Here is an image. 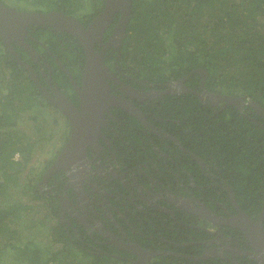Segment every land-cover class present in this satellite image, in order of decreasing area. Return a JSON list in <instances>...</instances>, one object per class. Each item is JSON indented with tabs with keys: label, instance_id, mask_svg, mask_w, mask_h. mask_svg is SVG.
<instances>
[{
	"label": "flooded vegetation",
	"instance_id": "flooded-vegetation-1",
	"mask_svg": "<svg viewBox=\"0 0 264 264\" xmlns=\"http://www.w3.org/2000/svg\"><path fill=\"white\" fill-rule=\"evenodd\" d=\"M2 1L24 11L65 12L84 26L106 5V0H93L88 10L84 0L79 6L55 7ZM119 17L116 12L94 44L95 51L104 50L110 90L105 100L100 94L88 102L96 108L80 127L85 147L75 149V156L63 162L69 164L48 176L75 128L54 100L63 94L82 111L86 51L72 32L43 24L28 25L24 44L14 42L35 73L23 65L36 85L32 92L63 119L54 116L60 143L31 184L54 222L50 232L43 231L51 239L37 238V247L85 254L90 264H264V180L249 178L252 165L237 166L228 137H213L207 130L213 117L232 106L263 128L264 121L251 114L264 116L248 103L220 99V92L245 94L220 90L208 82L210 72L205 86L203 74L187 77L203 66L184 72L175 51L168 60L163 56V68L146 67L134 56L132 38L117 42L112 36ZM188 96L196 100L187 101ZM205 116L207 125H201ZM232 117L226 112L220 120Z\"/></svg>",
	"mask_w": 264,
	"mask_h": 264
},
{
	"label": "trees",
	"instance_id": "trees-1",
	"mask_svg": "<svg viewBox=\"0 0 264 264\" xmlns=\"http://www.w3.org/2000/svg\"><path fill=\"white\" fill-rule=\"evenodd\" d=\"M33 1L52 7L74 2L76 6L80 5V0ZM132 8L127 35L137 45L134 56H138L146 67L163 68L159 62H166L163 56L168 39L177 55L175 61L181 64L184 72L198 66L206 67L210 72L208 82L212 81L220 90L248 94L264 105V0H133ZM10 56L8 50L0 55V84L7 88V92H0V176L4 181L16 183L18 174L28 166L36 145L18 135L22 132H18L19 125L24 120H38V114H31V110L46 104L38 98L40 95L32 92L36 85L23 65ZM193 99L196 100L193 96L187 97V101ZM187 109L194 117L190 104ZM226 112L233 114L230 122L220 120ZM252 115L264 121L262 116ZM206 117L200 121L201 125H207ZM211 120L212 125L207 128L209 134L228 137L227 141L236 153L237 166L252 165L249 178L264 180V128L233 106ZM223 122L225 126L221 125ZM37 129L42 131L44 138L51 137L50 127L45 126L44 119L37 122ZM16 153H19L18 157ZM6 187L0 182V192ZM14 206L5 207L0 203V230L7 238H13L15 233L9 231L8 225ZM13 216L19 218L21 211L18 209ZM27 245H30L29 253ZM4 246L19 252L14 259L25 261L23 264H90L83 257L85 254L76 257L75 252L69 253L60 247L45 252L46 249L37 247L33 240L21 245L26 247L24 250L9 240ZM3 249L0 247V254ZM25 253L31 256L23 257Z\"/></svg>",
	"mask_w": 264,
	"mask_h": 264
},
{
	"label": "water",
	"instance_id": "water-1",
	"mask_svg": "<svg viewBox=\"0 0 264 264\" xmlns=\"http://www.w3.org/2000/svg\"><path fill=\"white\" fill-rule=\"evenodd\" d=\"M132 4L133 0H106L105 7L88 26H84L76 17L65 12L54 10L48 12L24 11L16 9L0 0V38L5 43L8 52L22 65L27 66L33 77H35L33 68L29 66L25 60L20 58L18 51L14 47V42L20 45L24 44V33L26 32V27L30 24L50 25L55 29L72 32L80 39L86 51L87 64L83 83L84 91L81 92L82 111L78 112L75 106H73V102L63 94H61L60 100H54L62 112L71 117L74 121L73 124L75 128L70 141L51 163L45 176L55 173L56 170L64 166V161L75 156V149L85 147L83 139L86 137V134H84L83 130H80V127L81 125H85L88 120L92 118L93 115H91V113H93V110L96 108L89 105L88 102L90 99L93 100L100 94L102 96L100 95L99 99L105 100V94L109 93L110 90V84L106 78L108 75V66L104 62V50L101 52L95 51L94 44L97 39L102 38L105 30L110 26L116 12H120V17L114 27L112 36H114L115 41L119 42L127 35V27L131 21L133 11ZM193 73L203 74L202 84L205 86L204 79L209 74V70L203 67L197 68L188 73L187 77ZM199 93L201 94V92ZM219 98L227 100L230 104L238 105L244 102L248 103L253 105L258 113L264 116V106L247 94L237 96L220 92ZM101 116H103V114H101ZM97 129L96 131H100V128ZM91 137L98 141L96 135L93 134ZM87 138L89 139V137Z\"/></svg>",
	"mask_w": 264,
	"mask_h": 264
},
{
	"label": "rangeland",
	"instance_id": "rangeland-1",
	"mask_svg": "<svg viewBox=\"0 0 264 264\" xmlns=\"http://www.w3.org/2000/svg\"><path fill=\"white\" fill-rule=\"evenodd\" d=\"M11 4L15 5H35L33 0H7ZM93 0H84L83 5L88 9H93ZM167 36V35H166ZM166 51L164 53L167 60L169 59V54L172 51H175L173 49L172 44L169 42V40H166ZM6 49L2 42H0V55L2 53H5ZM212 84V81H210ZM4 90L7 92V88H3L0 84V92ZM25 113V112H24ZM30 114V111L28 112ZM31 114H38V120H24L19 125L18 135H22L26 137L27 140H29L31 143H36V145L33 147L34 152L33 156L29 161L28 166H26L25 169H23L17 176V182L11 181H4L2 177L0 176V182H3L4 186H7L6 189H4L2 192H0V203L7 207L10 205H14V214L18 211V209L21 211V216L19 218L15 217L13 218L14 214L8 218V225H9V231L15 232L13 234V238H10L6 236L5 232H2L0 230V247H4V251L0 254V263L3 264H23L26 263L25 261L21 259H14L15 255H17L19 252H16L14 249H10L6 246H4L6 241H12V243L18 246V248L24 250V248L27 247L26 251L29 253L30 245H27L26 247H23L21 245H25L27 241L33 240L35 244L36 240H40L42 242V239L45 241H49L51 239L50 235L44 236L43 231H49L50 232V226L52 220L49 219V213H48V207L45 204L44 198L41 196H36L34 191L29 189V185H31L35 180L34 178L37 177L39 173H41V168L43 165V160L46 157L52 156V148L55 147V143L59 144L60 140H58V137L56 136L57 132H55L58 129V126H60V122L58 119H54L55 114L54 110L48 109L47 107H38L35 106L31 110ZM58 116V115H57ZM59 117V116H58ZM44 119L45 126L50 127L48 132L52 133L50 134L51 137L44 138L42 136V131L37 129V122ZM60 121L63 120L61 117H59ZM56 120V121H55ZM50 122V123H49ZM23 133V134H22ZM46 136V135H44ZM35 141V142H34ZM19 156V153H16V157ZM31 181V182H30ZM29 182L31 184H29ZM25 206H27L25 208ZM20 207V208H19ZM13 219V220H12ZM54 223V222H53ZM4 231H7L6 229ZM20 244V245H19ZM59 245H56L58 247ZM35 247V246H32ZM20 254V253H19ZM31 256V254L23 255V257ZM78 256H81L78 254ZM22 257V258H23ZM15 260V261H12Z\"/></svg>",
	"mask_w": 264,
	"mask_h": 264
}]
</instances>
